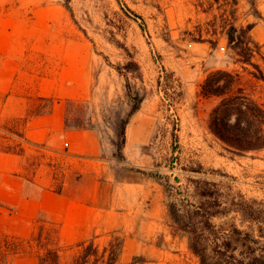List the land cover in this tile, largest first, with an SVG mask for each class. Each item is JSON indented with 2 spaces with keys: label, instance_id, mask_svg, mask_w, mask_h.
<instances>
[{
  "label": "rangeland",
  "instance_id": "obj_1",
  "mask_svg": "<svg viewBox=\"0 0 264 264\" xmlns=\"http://www.w3.org/2000/svg\"><path fill=\"white\" fill-rule=\"evenodd\" d=\"M232 23H253L264 53V0H0L1 123L19 129L29 118L56 121L64 109L65 125L97 133V157L108 166L81 176L78 167L94 160H74L47 141H25L21 157L0 148V236L29 239L48 218L65 248L92 237L103 244L115 231L125 239L120 264L135 255L148 264H200L187 238L171 232L168 179L186 186L205 177L228 197L264 201V149L231 150L211 129L221 98L202 94L212 71H244L229 47ZM252 84L264 101V81ZM129 90L144 99L127 125L121 160L115 143L132 108ZM8 143L19 141L0 135V146ZM66 180L74 183L68 193L95 209L75 211L64 226L63 201L48 197L43 207L38 195ZM137 182L144 187L130 186ZM214 220L259 233V223L235 211ZM12 264L38 259L24 251Z\"/></svg>",
  "mask_w": 264,
  "mask_h": 264
},
{
  "label": "trees",
  "instance_id": "obj_2",
  "mask_svg": "<svg viewBox=\"0 0 264 264\" xmlns=\"http://www.w3.org/2000/svg\"><path fill=\"white\" fill-rule=\"evenodd\" d=\"M71 0H66L69 4ZM253 23L228 28L229 47L243 63L244 71L217 69L202 83V94L218 96L220 102L211 113V129L231 150L237 152L264 149V101L257 98L253 80L264 81V53L262 44L252 34ZM260 56L263 64L255 60ZM251 65L253 68H250ZM249 74V77H246ZM133 104L129 117L115 145L118 158L124 160L126 128L143 102V95L129 90ZM74 102V101H69ZM25 124L21 128L8 127L0 121V135L4 139H16L18 144L0 146L6 152L23 153ZM67 128H88L76 124ZM17 147H19V150ZM198 172H202L201 165ZM170 179L165 185L168 196V215L174 237L187 238L189 249L199 258L200 264H264V201L249 200L243 193L228 197L222 183L205 177L190 179L189 185ZM232 211L243 221L259 223L258 232L242 229L237 224L230 227L218 225L215 218ZM37 229L29 239L4 234L0 236V264H12L18 253L30 251L38 264H120L125 239L114 231L103 244L92 237L65 248L61 243V229L53 219L41 218ZM38 223V222H37ZM27 244V245H26ZM72 250L66 255V250ZM143 255H135L130 264H148Z\"/></svg>",
  "mask_w": 264,
  "mask_h": 264
},
{
  "label": "crops",
  "instance_id": "obj_3",
  "mask_svg": "<svg viewBox=\"0 0 264 264\" xmlns=\"http://www.w3.org/2000/svg\"><path fill=\"white\" fill-rule=\"evenodd\" d=\"M64 110V109H63ZM63 110L61 114H57L56 121H46L45 118L35 117L25 119V140L23 141L24 152L19 153V157L24 156L28 150L25 141L32 142H51L53 146L64 147L69 151L70 155H73L74 160L84 159V160H94V163H85L84 166L79 168L81 176L87 175V172L93 170H104L108 166L104 163L105 160L99 159L97 156L100 153V142L97 133L92 129L86 128H67L65 125ZM40 116V115H39ZM24 126V125H23ZM20 160V159H19ZM80 166L81 164L77 162ZM101 171V172H102ZM82 178V177H81ZM81 180V179H80ZM74 185L71 181H65L62 184V188L59 191H51L48 189L41 190L40 195H38L39 201L46 207L47 198H55L63 201L62 207V220L63 225H69L72 221V215L75 211H88L95 209L93 205H89L88 201L85 199L73 198L71 194L68 193L67 189L69 185ZM82 186V185H80ZM137 188L144 187L141 182H137L136 185H130Z\"/></svg>",
  "mask_w": 264,
  "mask_h": 264
}]
</instances>
